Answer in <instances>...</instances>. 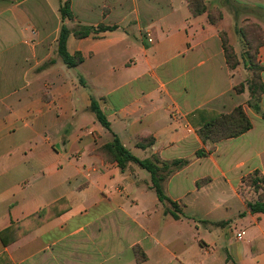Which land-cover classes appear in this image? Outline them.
Listing matches in <instances>:
<instances>
[{
  "label": "crops",
  "instance_id": "obj_1",
  "mask_svg": "<svg viewBox=\"0 0 264 264\" xmlns=\"http://www.w3.org/2000/svg\"><path fill=\"white\" fill-rule=\"evenodd\" d=\"M62 1L0 0V264H264V213L248 210L258 193L243 180L264 177V93L256 111L247 86L235 90L250 70L228 30L238 63L227 64L226 0H205L197 16L186 0H70L72 19ZM228 1L254 10L264 32V0ZM100 24L116 28L71 32ZM62 26L82 57L74 66L58 53ZM255 62L264 83V38ZM239 105L247 131L202 140L203 121ZM114 135L140 159H188L160 182L180 218L149 172L97 151Z\"/></svg>",
  "mask_w": 264,
  "mask_h": 264
},
{
  "label": "trees",
  "instance_id": "obj_2",
  "mask_svg": "<svg viewBox=\"0 0 264 264\" xmlns=\"http://www.w3.org/2000/svg\"><path fill=\"white\" fill-rule=\"evenodd\" d=\"M193 16H197L206 11L205 0H186ZM217 10V9H216ZM59 11L63 19H72L73 15L70 10V0H63L60 3ZM208 19L210 22H215V19L212 17L211 12L208 13ZM116 26H106L98 25L96 28L93 26L86 25H76L71 32L76 37H85L88 36L91 32H102L105 30L115 29ZM70 30L65 26L61 27L59 38H58V53L68 66H74L82 60V57L79 52L74 53L73 55L69 54L66 50V39ZM221 41L222 47L225 53V58L229 67L234 68L238 63V59L233 51L232 46L228 43L225 34L221 32ZM255 54L250 51V49H245L242 53V58L244 60V65L247 69L250 70L251 76L246 77L244 82L239 83L235 86L236 91H242L244 86H247V89L250 94L248 100V105L251 106L254 110H259V103L261 95L264 93V83L261 79V71L263 67L255 62ZM257 70V73L254 72ZM91 111L95 114L96 119L106 128H109V122L107 121L105 115L99 108L98 102L95 98L91 97L90 104ZM251 127V122L247 115L245 114L241 105L236 106L231 112L223 113L219 115L210 116L207 120L203 121L197 132L203 141H217L224 137H233L237 136ZM97 151L103 152L107 157L113 159L117 162L118 166L121 169H124L127 166L128 162H133L139 165L141 168L149 172L151 180V188H153L157 199L160 203L169 204L170 208H166L165 212H168L173 218L178 219L183 215V212L179 205L169 199L162 190L161 180L171 172V167H177L188 162V159H173L171 161H161L157 156L153 155L151 158L140 159L133 155L128 149H126L116 135L113 136V139L110 142L103 144L97 149ZM206 152L204 150H198L196 152L197 156H202ZM258 172L249 174L244 178L249 179V182H246L250 185L255 192L258 193V198L254 201H248L247 208L250 212H263L264 213V177L258 176Z\"/></svg>",
  "mask_w": 264,
  "mask_h": 264
},
{
  "label": "rangeland",
  "instance_id": "obj_3",
  "mask_svg": "<svg viewBox=\"0 0 264 264\" xmlns=\"http://www.w3.org/2000/svg\"><path fill=\"white\" fill-rule=\"evenodd\" d=\"M231 1V0H230ZM228 5V10L231 12L232 20L231 25L228 29L222 30L221 32L225 34L228 43L229 39L227 37V32L229 31L232 35L237 37L238 39H242L244 50L250 49L252 53L257 51V47L260 43H262L264 38V32L261 28V26L256 22L255 16L256 13L254 10L247 9V8H241L238 4H232V2H229L228 0L225 1ZM242 12V13H241ZM240 14H242L240 16ZM212 17L215 19V21H218L222 18V12L221 10H212L211 11ZM228 30V31H227ZM231 45V44H230ZM255 73H257V70H254ZM251 76L249 73L247 77ZM253 177L252 175L244 180V183L249 182V179ZM168 205V204H167ZM167 208H170L168 206ZM173 234V230H169ZM188 238H184L187 245L188 254L194 253V250L192 249L191 242L187 240ZM210 258V257H209Z\"/></svg>",
  "mask_w": 264,
  "mask_h": 264
},
{
  "label": "built area",
  "instance_id": "obj_4",
  "mask_svg": "<svg viewBox=\"0 0 264 264\" xmlns=\"http://www.w3.org/2000/svg\"><path fill=\"white\" fill-rule=\"evenodd\" d=\"M148 40H151L150 38H148ZM242 234H243V232L241 231V232H237L236 233V237L237 238H240L241 236H242Z\"/></svg>",
  "mask_w": 264,
  "mask_h": 264
}]
</instances>
